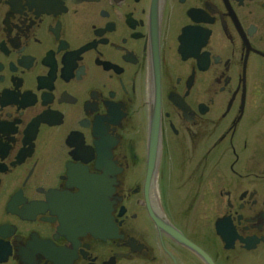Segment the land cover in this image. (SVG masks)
<instances>
[{
	"label": "flooded vegetation",
	"instance_id": "af4514ba",
	"mask_svg": "<svg viewBox=\"0 0 264 264\" xmlns=\"http://www.w3.org/2000/svg\"><path fill=\"white\" fill-rule=\"evenodd\" d=\"M0 264H264V0H0Z\"/></svg>",
	"mask_w": 264,
	"mask_h": 264
},
{
	"label": "water",
	"instance_id": "95a60500",
	"mask_svg": "<svg viewBox=\"0 0 264 264\" xmlns=\"http://www.w3.org/2000/svg\"><path fill=\"white\" fill-rule=\"evenodd\" d=\"M155 164H156V162H152V161H150V166H151V173H150V174H152V171H153L154 168H155Z\"/></svg>",
	"mask_w": 264,
	"mask_h": 264
}]
</instances>
